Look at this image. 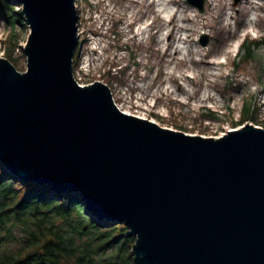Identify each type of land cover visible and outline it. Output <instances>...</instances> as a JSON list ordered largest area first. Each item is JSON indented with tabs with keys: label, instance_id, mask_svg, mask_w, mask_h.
<instances>
[{
	"label": "water",
	"instance_id": "obj_1",
	"mask_svg": "<svg viewBox=\"0 0 264 264\" xmlns=\"http://www.w3.org/2000/svg\"><path fill=\"white\" fill-rule=\"evenodd\" d=\"M16 1L26 64L0 57L1 164L122 222L133 264H264V127L204 136L121 111L73 77L75 0Z\"/></svg>",
	"mask_w": 264,
	"mask_h": 264
},
{
	"label": "rangeland",
	"instance_id": "obj_2",
	"mask_svg": "<svg viewBox=\"0 0 264 264\" xmlns=\"http://www.w3.org/2000/svg\"><path fill=\"white\" fill-rule=\"evenodd\" d=\"M9 1L14 12L21 11L19 2ZM234 1L206 0L200 13L186 0H77L78 31L80 38H87L81 57L104 67L129 65L118 77L104 78L100 69H92L84 82L109 85L115 79L116 85L109 86L122 109L175 130L219 136L246 123L264 127V47L255 50L258 60L241 59L233 69L244 38L264 39V0ZM10 27L14 66L24 70L23 45L29 30L24 15L21 20L13 13L8 24L0 12V57H7L4 44L8 50L12 45L4 43ZM205 36L202 45L199 40ZM246 100L257 107V120L234 126ZM116 225L114 247L133 257L135 236L122 222Z\"/></svg>",
	"mask_w": 264,
	"mask_h": 264
},
{
	"label": "trees",
	"instance_id": "obj_3",
	"mask_svg": "<svg viewBox=\"0 0 264 264\" xmlns=\"http://www.w3.org/2000/svg\"><path fill=\"white\" fill-rule=\"evenodd\" d=\"M75 4L78 6L77 0ZM14 10L9 0H0V12L8 24L13 13L23 19L20 8ZM9 29L4 43L11 41L12 45L8 50L4 44V49L14 64L16 57L11 56L14 37L11 38ZM259 46L264 47L263 38H244L233 60V69L238 68L241 59L258 60L255 50ZM77 53L76 47L74 65ZM128 68L129 65L121 66L118 75H124ZM240 112L234 126L249 118L257 120V107L251 101L246 100ZM81 196L80 192L60 193L48 184L20 180L0 162V264H133L131 254L123 256L113 245L116 221L97 218Z\"/></svg>",
	"mask_w": 264,
	"mask_h": 264
},
{
	"label": "built area",
	"instance_id": "obj_4",
	"mask_svg": "<svg viewBox=\"0 0 264 264\" xmlns=\"http://www.w3.org/2000/svg\"><path fill=\"white\" fill-rule=\"evenodd\" d=\"M77 38H78L77 47H78V44H79V40H81V42H80V46H79V49H78V60H77V62L75 64V67L73 68V76H74V78H75V80L77 81L78 84L86 85V84H89V83H92L93 81H95V80H90V81L84 82V79L86 78L85 77V73L90 72L92 69L94 71L97 68L100 69L102 74L105 75V76H103L104 78H106L107 76H110V75H118L119 74L120 69H121V65H119V64H116V65H105V67H104V66H102V64H93L91 61H89V59L87 57L82 58L81 57L82 56V47L84 45L83 43L86 41L87 38L86 37L80 38V31H78V30H77ZM87 78H89V77H87ZM114 80H111L110 83L108 82L109 85L115 86L116 85V81H114ZM110 89H111V87H110ZM114 102H115L116 106L123 112L130 113V114H135V115H138V116H141V117H145V116H143L141 114L134 113V112L130 111L129 109L128 110L122 109V105H119V103H117L116 100ZM145 112H146L145 110H140V113H145Z\"/></svg>",
	"mask_w": 264,
	"mask_h": 264
},
{
	"label": "bare ground",
	"instance_id": "obj_5",
	"mask_svg": "<svg viewBox=\"0 0 264 264\" xmlns=\"http://www.w3.org/2000/svg\"><path fill=\"white\" fill-rule=\"evenodd\" d=\"M164 0H161V2H163ZM164 8V7H163ZM163 11V10H162ZM78 30V29H77ZM142 31V33H143V30H144V28H142L141 29ZM30 32H31V29H30ZM76 47H77V45H76ZM76 49V48H75ZM75 67V65H74V63H73V68ZM72 72H73V70H72ZM74 77V76H73ZM203 96H202V98H204V97H206V94L204 93V94H202ZM113 97V96H112ZM114 100V99H113Z\"/></svg>",
	"mask_w": 264,
	"mask_h": 264
}]
</instances>
